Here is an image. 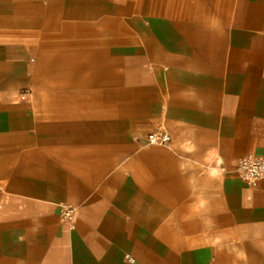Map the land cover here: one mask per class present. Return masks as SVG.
Returning <instances> with one entry per match:
<instances>
[{
	"label": "crops",
	"instance_id": "crops-1",
	"mask_svg": "<svg viewBox=\"0 0 264 264\" xmlns=\"http://www.w3.org/2000/svg\"><path fill=\"white\" fill-rule=\"evenodd\" d=\"M246 156L264 0H0V264H264Z\"/></svg>",
	"mask_w": 264,
	"mask_h": 264
},
{
	"label": "built area",
	"instance_id": "built-area-1",
	"mask_svg": "<svg viewBox=\"0 0 264 264\" xmlns=\"http://www.w3.org/2000/svg\"><path fill=\"white\" fill-rule=\"evenodd\" d=\"M149 145L163 146L170 142V136L163 130L158 129L145 137ZM235 176L244 184L255 187L264 179V157L246 156L237 161L234 169ZM60 217L64 221H71L74 218V208L70 205H60Z\"/></svg>",
	"mask_w": 264,
	"mask_h": 264
}]
</instances>
